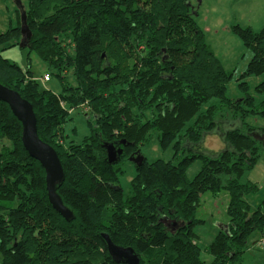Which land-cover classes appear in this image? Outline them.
<instances>
[{"label":"trees","instance_id":"16d2710c","mask_svg":"<svg viewBox=\"0 0 264 264\" xmlns=\"http://www.w3.org/2000/svg\"><path fill=\"white\" fill-rule=\"evenodd\" d=\"M27 1L29 40L17 9L15 27L0 33V85L32 106L38 138L59 159L64 178L55 194L71 216L51 206L44 170L23 149L21 125L0 102V264H124L109 255L105 236L131 248L139 264H234L249 236L264 233V199L252 210L245 197L257 187L240 182L264 150L257 140L264 127L247 122L264 118V28H230L251 53L235 80L241 97L231 99L232 74L206 44L189 0ZM20 44L47 66L58 93L2 57ZM250 77L262 78L252 93ZM75 109L89 129L78 143L66 134ZM208 135L222 141L221 151L204 147ZM152 139L171 156L133 167L125 194L122 164ZM119 141L127 146L110 165L101 145ZM194 161L200 168L189 179ZM222 191L227 227L204 249L205 262L195 214L203 194Z\"/></svg>","mask_w":264,"mask_h":264},{"label":"rangeland","instance_id":"374dc122","mask_svg":"<svg viewBox=\"0 0 264 264\" xmlns=\"http://www.w3.org/2000/svg\"><path fill=\"white\" fill-rule=\"evenodd\" d=\"M17 0H0V33L5 32L9 27H15L18 19L16 12ZM26 8L27 0H18ZM191 7L196 12V22L202 30L205 42L214 54L221 68L232 74V78L226 84L227 97L237 99L241 94L237 88L239 75L245 70L251 59V53L241 42L230 32L233 25L242 28L249 27L254 32L264 28V0H189ZM51 14V11L46 15ZM26 45L23 44V47ZM20 45L1 52L3 58L16 63L21 69L30 68L33 77L37 79L41 86L49 89L53 93L60 91V85L55 78L49 79L48 82H42L41 78L46 71H49L34 55L28 54L26 48ZM68 82L75 86L74 78L68 72ZM262 78L250 77L245 80L252 93L256 84ZM264 100V95L258 96ZM78 110H72L70 116L73 123L66 126V134L74 142H80L89 134L84 117ZM247 122L255 128L264 127V118L251 117ZM72 128L74 132L72 133ZM257 140L264 148V132L257 136ZM4 144H7L4 142ZM204 147L209 151L219 152L223 149L222 141L216 137L208 135L204 140ZM142 156L149 162L156 159L167 160L171 156V150L162 151L155 139H152L147 145L141 147ZM200 168V162L194 161L187 170V177L192 179ZM123 175L120 176L119 182L123 192H128V183L134 176V169L128 162L122 164ZM241 183L250 182L255 184L257 191L254 194L245 197V200L254 210L264 199V150L256 161L255 166L248 172H245L241 178ZM228 203V194L224 191L213 196L205 193L201 196L195 218L200 221L194 227V233L197 236L196 243L201 249V259L205 262L210 261V257L204 253V249L213 241L214 237L221 230V225H226L228 216L226 213ZM1 262V258H0ZM234 264H264V233H253L247 239V244L243 253L238 257Z\"/></svg>","mask_w":264,"mask_h":264},{"label":"water","instance_id":"95a60500","mask_svg":"<svg viewBox=\"0 0 264 264\" xmlns=\"http://www.w3.org/2000/svg\"><path fill=\"white\" fill-rule=\"evenodd\" d=\"M195 1L200 3V0ZM16 9L20 12V33L22 39L29 40L30 32L26 25L25 11L23 5L18 0L16 1ZM20 46L23 47L22 44H20ZM0 102L8 106L12 115L21 125V143L23 149L28 156L36 160L44 170L47 196L51 206L61 217L66 220L69 219L71 212L58 199L54 188L56 184L60 185L62 183L64 178L63 171L53 148L42 142L37 136L36 119L32 106L22 99L17 92L2 85H0ZM103 147L106 149L107 163L110 165L117 163L118 160L116 157L121 154V151L117 150L115 152L111 144H104ZM132 162L138 167L143 164L144 158L138 156L133 159ZM226 227V225H221V229L223 230H225ZM104 239L106 241L108 253L115 261L124 264H139L138 257L131 248L115 246L106 236Z\"/></svg>","mask_w":264,"mask_h":264},{"label":"flooded vegetation","instance_id":"af4514ba","mask_svg":"<svg viewBox=\"0 0 264 264\" xmlns=\"http://www.w3.org/2000/svg\"><path fill=\"white\" fill-rule=\"evenodd\" d=\"M123 143V144H122ZM104 144H111L114 147V151L116 152L117 150L121 151V154L119 156L116 157L117 164L120 163L121 157L123 155V151L125 149V147L127 146L126 143L124 141H119L118 143H102L101 147L104 151L105 154V160H106V149L103 147ZM138 156H142V154L140 153L139 150H134L132 153H130V155L127 157V161L128 163H130L132 165V167H135L136 165L132 162L133 159H135ZM143 157V156H142ZM144 158V157H143Z\"/></svg>","mask_w":264,"mask_h":264},{"label":"built area","instance_id":"2783aa9c","mask_svg":"<svg viewBox=\"0 0 264 264\" xmlns=\"http://www.w3.org/2000/svg\"><path fill=\"white\" fill-rule=\"evenodd\" d=\"M49 79H50V78H49V75H48L47 73L43 74V76H42V78H41L42 82H48Z\"/></svg>","mask_w":264,"mask_h":264}]
</instances>
